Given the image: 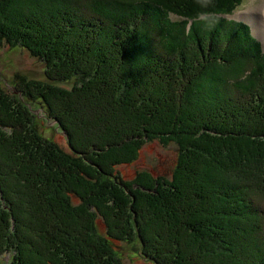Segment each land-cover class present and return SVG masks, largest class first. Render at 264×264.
<instances>
[{
	"label": "trees",
	"instance_id": "trees-1",
	"mask_svg": "<svg viewBox=\"0 0 264 264\" xmlns=\"http://www.w3.org/2000/svg\"><path fill=\"white\" fill-rule=\"evenodd\" d=\"M243 1L0 0V46L37 56L44 76L70 83L58 85L66 96L112 98L105 121L85 108L86 121L104 135L93 151L123 153L90 170L25 140L15 116L0 119L11 135L0 151L14 160L2 159L0 174L17 183L14 199L0 183V264H123L118 243L133 235L153 264L168 240L173 258L161 264H264V49L228 18ZM19 73L4 90L42 101L41 91H16ZM148 141L175 144L167 174L114 172Z\"/></svg>",
	"mask_w": 264,
	"mask_h": 264
},
{
	"label": "rangeland",
	"instance_id": "rangeland-1",
	"mask_svg": "<svg viewBox=\"0 0 264 264\" xmlns=\"http://www.w3.org/2000/svg\"><path fill=\"white\" fill-rule=\"evenodd\" d=\"M2 2L6 0H1ZM262 8V9H261ZM249 15L243 17L242 15ZM234 18H241L246 20H251V29L255 38H257L261 44H264L262 40L264 38V0H244L232 13ZM247 21V20H246ZM254 26V28H253ZM1 41V40H0ZM0 46V119L8 121V115H13L17 119V129L19 128L22 131V137L25 139L26 135L30 138H34L35 145L45 146L44 151L50 150L58 154L60 159H65L66 157H73V154L77 155L75 157L76 162L81 164L82 167H87L92 170L93 167L89 164L94 161H103L105 166L110 169L108 163L115 161V157L121 156L122 152H116L113 148H105V151L98 152L97 150L92 149V145H98L104 135L99 130L98 124L95 120L86 121V109L91 108L94 112L90 117L93 119L96 116V119L99 121H105L109 117L108 109L114 108V100L108 95H100L97 99L88 98V95L85 93L71 94L66 96V93L60 89L59 86L70 87L69 82L58 83L57 79L50 78L43 74L44 65L41 60L37 58L34 54L32 55L29 50L24 49L23 47L18 46H9L5 43ZM35 49H39L37 46ZM16 72H20L19 77L22 82L18 83L19 87L27 88V92L31 94H36L37 91H41L44 94L42 101H35L33 97V104H26L14 96H10L6 90V87L12 90L10 84H7L10 81ZM23 73V74H22ZM27 84L28 86H25ZM46 86H49L46 88ZM5 89V90H4ZM13 92V91H12ZM10 93V92H9ZM16 97H22L21 95L14 92ZM30 95V94H29ZM33 95V96H34ZM19 101V103H18ZM22 105H21V104ZM23 106H27L29 114H27V109ZM23 107V110H22ZM34 107V108H33ZM117 109L125 110L123 114L128 113L130 109L126 107H118ZM12 111V113H11ZM17 112H24L23 116L19 115ZM59 117L57 120L51 115ZM120 113L119 115H121ZM123 117V116H122ZM35 118V120H33ZM62 121L64 126L69 130V139L64 130L59 126L58 121ZM33 123H37V127H31ZM85 122H87L85 124ZM128 122H136L134 118L129 119ZM89 124V125H88ZM88 125V126H86ZM0 124V138L2 136L7 137L5 142H10L11 135L9 130H6ZM170 126V125H169ZM171 128H173L171 126ZM15 131V129H14ZM13 131V132H14ZM24 132V133H23ZM26 140V139H25ZM169 146H163L158 141H148L145 142L142 148L139 151L137 157L129 163L117 164L113 169L114 172H117L125 180H132L137 171H147L152 175H162L167 174L175 165L176 161V148L175 144L170 143ZM70 146L73 147L74 151L71 150ZM37 148V147H36ZM75 149L78 153L84 154V149L89 154L87 158L82 154H76ZM93 151V152H92ZM8 157L3 158L2 156ZM132 156V155H129ZM74 158V157H73ZM6 162L8 160V165L12 163L5 148H1L0 151V162ZM3 163V162H2ZM163 176V175H162ZM9 179L6 175L0 174V183L1 186H4V192L6 197L14 199L12 195L13 187L17 184L15 183V178ZM148 176L143 175V181L146 180ZM3 179H5L6 184L3 185ZM13 184H12V183ZM12 188V191L9 189ZM133 188V187H131ZM126 190V189H125ZM117 189V193L120 196L128 193L125 191ZM1 194V191H0ZM1 196V195H0ZM131 199H135V194L129 195ZM141 196H139V199ZM23 207L27 208V205L24 204ZM22 207V211H23ZM14 208H11L10 211H13ZM14 211H18L16 206ZM26 218L29 220V217L23 211L22 219ZM170 223L175 224L174 220ZM154 227V226H152ZM97 228L100 232L104 230V225L101 220L97 222ZM158 232V231H156ZM159 232L165 233L163 230ZM166 234V233H165ZM133 235L132 241H120L118 243V252L120 259L123 264H153L150 259L142 256L141 247L137 240H135ZM165 242V241H163ZM169 246V253H159V263L161 264L165 259L171 260L174 254V246L171 241H166ZM168 256L164 259V255Z\"/></svg>",
	"mask_w": 264,
	"mask_h": 264
},
{
	"label": "water",
	"instance_id": "water-1",
	"mask_svg": "<svg viewBox=\"0 0 264 264\" xmlns=\"http://www.w3.org/2000/svg\"><path fill=\"white\" fill-rule=\"evenodd\" d=\"M227 17H228V16H227ZM228 18H232V19H234V20L242 21V22H244V23H246V24H248V25L250 26V24L248 23V21H246V20H244V19H241V18H234L233 16H232V17H228ZM254 36H255V35H254ZM259 42H260V41H259ZM260 45H261V48L264 49V45L261 44V42H260Z\"/></svg>",
	"mask_w": 264,
	"mask_h": 264
},
{
	"label": "bare ground",
	"instance_id": "bare-ground-1",
	"mask_svg": "<svg viewBox=\"0 0 264 264\" xmlns=\"http://www.w3.org/2000/svg\"><path fill=\"white\" fill-rule=\"evenodd\" d=\"M261 9H262V8H261ZM242 16H243V17H247V16H249V15H245V14H244V15H242ZM246 20L249 21V22L251 23V20H249V19H247V18H246ZM251 25H253V24L251 23ZM253 28H254V26H253ZM263 33H264V31H263ZM262 40L264 41V38H263Z\"/></svg>",
	"mask_w": 264,
	"mask_h": 264
}]
</instances>
